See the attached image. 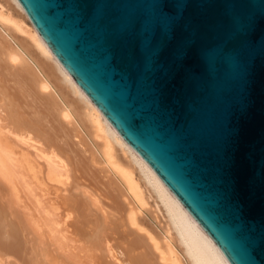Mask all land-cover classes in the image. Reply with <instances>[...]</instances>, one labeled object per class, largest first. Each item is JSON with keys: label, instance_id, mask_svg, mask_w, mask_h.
Returning a JSON list of instances; mask_svg holds the SVG:
<instances>
[{"label": "water", "instance_id": "95a60500", "mask_svg": "<svg viewBox=\"0 0 264 264\" xmlns=\"http://www.w3.org/2000/svg\"><path fill=\"white\" fill-rule=\"evenodd\" d=\"M228 264H264V0H19Z\"/></svg>", "mask_w": 264, "mask_h": 264}, {"label": "bare ground", "instance_id": "6f19581e", "mask_svg": "<svg viewBox=\"0 0 264 264\" xmlns=\"http://www.w3.org/2000/svg\"><path fill=\"white\" fill-rule=\"evenodd\" d=\"M12 3L0 0V264H228Z\"/></svg>", "mask_w": 264, "mask_h": 264}, {"label": "rangeland", "instance_id": "374dc122", "mask_svg": "<svg viewBox=\"0 0 264 264\" xmlns=\"http://www.w3.org/2000/svg\"><path fill=\"white\" fill-rule=\"evenodd\" d=\"M7 1H10V3H12L14 6H15V9H18V11L20 12V14H22V16H24L23 18H24V21L30 26V27H32V24H31V22H30V20L24 15V13L21 11V9L17 6V4L14 2V0H7ZM20 18V17H19ZM22 18V17H21ZM22 18V19H23ZM150 202H152L151 204L152 205H154L155 203H154V201L152 200H150ZM161 216V215H160ZM162 217V222H164V224L166 223V219L165 218H163V216H161ZM165 219V220H164ZM163 224V225H164ZM167 225V224H166Z\"/></svg>", "mask_w": 264, "mask_h": 264}]
</instances>
